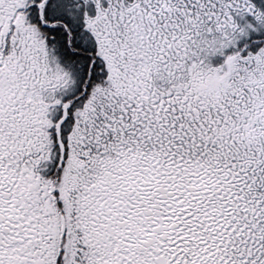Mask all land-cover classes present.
Wrapping results in <instances>:
<instances>
[{"label": "snow or ice", "instance_id": "6c2138e0", "mask_svg": "<svg viewBox=\"0 0 264 264\" xmlns=\"http://www.w3.org/2000/svg\"><path fill=\"white\" fill-rule=\"evenodd\" d=\"M0 264H264V0H0Z\"/></svg>", "mask_w": 264, "mask_h": 264}]
</instances>
